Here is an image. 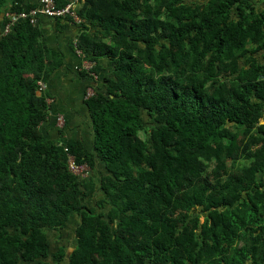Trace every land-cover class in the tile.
I'll list each match as a JSON object with an SVG mask.
<instances>
[{
	"label": "trees",
	"instance_id": "trees-1",
	"mask_svg": "<svg viewBox=\"0 0 264 264\" xmlns=\"http://www.w3.org/2000/svg\"><path fill=\"white\" fill-rule=\"evenodd\" d=\"M54 2H76L82 74L110 71L90 146L56 141L38 81L62 57L38 17L0 36V264H50L73 217L53 264H264V0ZM36 5L0 0V30Z\"/></svg>",
	"mask_w": 264,
	"mask_h": 264
},
{
	"label": "crops",
	"instance_id": "crops-1",
	"mask_svg": "<svg viewBox=\"0 0 264 264\" xmlns=\"http://www.w3.org/2000/svg\"><path fill=\"white\" fill-rule=\"evenodd\" d=\"M38 1L23 0V4H36ZM252 2L256 10L263 8V0H252ZM38 21L49 49L62 57L60 66L50 74L48 81L45 82L46 87L42 90L48 94L49 114L40 128L53 140L80 139L90 146L93 131L84 94L89 89L94 91L92 86L95 88L101 86L102 76L110 71L108 61L105 58L98 60L102 70L97 75H93V78L90 72L88 75L82 74L91 66V62L83 53H78L75 47L76 35L80 30L78 23L67 17L57 18L46 15H40ZM256 56L261 58L262 53L259 52ZM59 117L63 118V124L58 122ZM73 219L74 217L68 225L72 224Z\"/></svg>",
	"mask_w": 264,
	"mask_h": 264
},
{
	"label": "built area",
	"instance_id": "built-area-1",
	"mask_svg": "<svg viewBox=\"0 0 264 264\" xmlns=\"http://www.w3.org/2000/svg\"><path fill=\"white\" fill-rule=\"evenodd\" d=\"M75 3L76 2L68 3L64 7H57L55 5L54 0H39L35 7H32L26 11L7 10L6 12H4V24L2 28L3 30L2 34H6L9 31H11L13 26L17 22L23 19H26L31 24H35L37 22V17H39L40 15H46L50 17L70 16L72 17L73 21L79 23L82 21V19L78 17L77 13L75 12V6H76ZM38 85H39L38 91H42L46 87L45 83L42 81H38ZM87 92H88L87 95L91 94L90 90H88ZM57 120L60 124H63L64 122L62 117H59ZM71 159L72 158H70V160ZM70 160H69V165L71 163L74 164V166H72V169L74 168L78 170L81 168V166H84V165H76L74 161L70 162ZM86 172L87 169L85 170V173Z\"/></svg>",
	"mask_w": 264,
	"mask_h": 264
},
{
	"label": "rangeland",
	"instance_id": "rangeland-1",
	"mask_svg": "<svg viewBox=\"0 0 264 264\" xmlns=\"http://www.w3.org/2000/svg\"><path fill=\"white\" fill-rule=\"evenodd\" d=\"M73 160L71 159L70 162H72ZM72 166H74V164H70V168L73 172L75 173H83L82 175L86 174L85 170L88 168L86 165L81 166L80 169L76 170V169H72ZM82 169V170H81ZM202 219V217H201ZM78 220V217H75L73 219L72 224L68 225V227H66L65 229L62 230L61 233V239L59 240L57 239L58 233H49V241L51 243V247H50V252H49V257L46 259V261H48L50 264H53L54 262L52 261V254H54L55 252H57L58 249V245L61 244L62 246L67 247L68 251H70V249L73 248V243L75 241V237H74V227L76 225V221ZM60 245V246H61ZM60 264H67V259H64L61 261ZM246 264H251V262L247 261Z\"/></svg>",
	"mask_w": 264,
	"mask_h": 264
},
{
	"label": "clouds",
	"instance_id": "clouds-1",
	"mask_svg": "<svg viewBox=\"0 0 264 264\" xmlns=\"http://www.w3.org/2000/svg\"><path fill=\"white\" fill-rule=\"evenodd\" d=\"M3 17H4V13H3ZM2 35H3V34H2ZM76 49H77V48H76ZM77 51H78V53H80V54L82 53L79 49H77ZM85 57H86V56H85ZM86 58H87V57H86ZM87 59H88V58H87ZM90 62H91V61H90ZM93 65H94V63L91 62V66H90L88 69H90ZM89 90L91 91V92H90L91 94L87 95L88 92H86V93L84 94L85 98H86V97H89V96H92V95L94 94V91H93L92 89H89Z\"/></svg>",
	"mask_w": 264,
	"mask_h": 264
},
{
	"label": "water",
	"instance_id": "water-1",
	"mask_svg": "<svg viewBox=\"0 0 264 264\" xmlns=\"http://www.w3.org/2000/svg\"><path fill=\"white\" fill-rule=\"evenodd\" d=\"M2 17H3V14H2ZM3 28V27H2ZM2 28H1V30H0V36L2 35ZM73 250V248L72 249H70V251H68V254L71 252Z\"/></svg>",
	"mask_w": 264,
	"mask_h": 264
}]
</instances>
